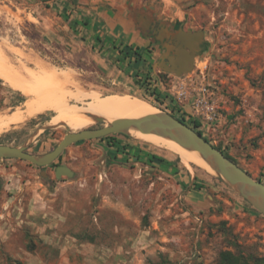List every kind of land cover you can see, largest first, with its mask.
Returning a JSON list of instances; mask_svg holds the SVG:
<instances>
[{
  "label": "rangeland",
  "instance_id": "374dc122",
  "mask_svg": "<svg viewBox=\"0 0 264 264\" xmlns=\"http://www.w3.org/2000/svg\"><path fill=\"white\" fill-rule=\"evenodd\" d=\"M122 1L147 8L154 31L170 24L172 32L200 33L191 70L159 68L167 50L154 51L153 41L122 69L102 47L106 28L96 19L118 11L112 0H0V41L49 64L65 93L62 106L40 114L41 100L0 79V116H28L2 127L0 144L44 155L67 129L114 121L74 130L51 119L84 118L97 101L128 94L192 129L199 122L194 131L264 183V0ZM118 38L113 49L123 52ZM203 97L210 117L194 107ZM69 106L80 111L55 114ZM58 165L72 177L57 179ZM65 247L72 264H217L223 252L253 264L264 259V215L180 150L122 133L72 144L45 167L0 159V264H27V252L53 262Z\"/></svg>",
  "mask_w": 264,
  "mask_h": 264
},
{
  "label": "water",
  "instance_id": "95a60500",
  "mask_svg": "<svg viewBox=\"0 0 264 264\" xmlns=\"http://www.w3.org/2000/svg\"><path fill=\"white\" fill-rule=\"evenodd\" d=\"M200 39L201 34L198 32L192 33L182 30L172 32L170 43L163 45L167 52L162 55V60L157 66L176 76L187 74L193 66L195 52ZM182 50L191 58V61L186 64V70L178 69L175 63L177 56ZM170 52L173 53V56H169ZM94 120L98 123L104 122L100 117H95ZM126 129L153 133L174 141L187 150L197 152L211 163L212 168L217 173L216 176L264 215V183L252 178L237 163L226 157L222 151L214 147L191 127L165 112H158L134 120L117 119L102 127L84 129L78 132L67 129L57 146L44 155L30 154L26 151L25 146L15 147L0 144V159H19L38 167H45L55 162L63 151L72 144L80 141L99 139L116 133L129 136L124 132ZM59 170L63 173H59ZM54 174L57 179H60L62 175L67 177H72L73 175L72 171L65 165L56 167Z\"/></svg>",
  "mask_w": 264,
  "mask_h": 264
},
{
  "label": "bare ground",
  "instance_id": "6f19581e",
  "mask_svg": "<svg viewBox=\"0 0 264 264\" xmlns=\"http://www.w3.org/2000/svg\"><path fill=\"white\" fill-rule=\"evenodd\" d=\"M190 61L191 58L182 50L177 56L175 63L178 69L186 70V64ZM29 64H31L33 68H30ZM0 79L13 89L25 95L34 94L38 100H41L42 103L37 107L36 113H46L50 108L55 106L60 107L63 104L65 93L62 92L60 88L54 87V82L57 78H55L52 67L46 64L45 61L43 62L37 57L26 54L23 50L6 41H0ZM42 81H45L46 85L42 83ZM67 108H71L75 112L80 111V109H77L75 106H69L57 111L55 114L61 115L60 113ZM156 113H158L156 108L142 99L128 94L112 95L97 101L91 112L84 118L64 119L63 117H56L51 119L48 124L52 126L54 125L52 124L53 122H61L65 124L66 127L69 125L72 129L76 130L77 128L93 122L95 117L113 120H134ZM27 117V115L21 113H16L11 120L0 116V129L2 127H16L22 124ZM111 122L112 121L108 120L105 121V124ZM124 132L132 138L157 145L166 150L178 149L186 159L195 160L207 171L217 175L208 160L204 159L195 151L181 147L174 141L153 133L138 132L134 129H126ZM59 173L63 172L59 170Z\"/></svg>",
  "mask_w": 264,
  "mask_h": 264
},
{
  "label": "crops",
  "instance_id": "0c3cea01",
  "mask_svg": "<svg viewBox=\"0 0 264 264\" xmlns=\"http://www.w3.org/2000/svg\"><path fill=\"white\" fill-rule=\"evenodd\" d=\"M115 2V3H114ZM113 8L118 9L117 12L106 11L104 13H97L98 16L96 19L103 22L102 28L105 30L100 31V35L105 38L102 41V47L107 52H110V55L117 57V61L121 64L122 69H129L132 65L138 64L140 60H136V52L144 50V48L150 44V42H156L158 47H163L166 42L171 38L172 27L170 24H163L162 27L153 30L155 18L150 16V13L147 11V8L139 7L134 9L133 6L128 7V3L122 0H112ZM153 31V34L150 33ZM115 37H120V42H123L124 50L123 52L113 49L114 42H116ZM110 47H112L110 49ZM133 48L134 52L131 51ZM128 56L125 58V56ZM134 55V57H132ZM121 59V60H120ZM108 59H104V68L108 69ZM132 61V63H131ZM109 62V61H108ZM124 66V68H123ZM134 70L128 71V74H132ZM119 73L123 74L122 70ZM135 75V72H134ZM68 247H65L60 253L58 259L51 261H44L31 252H27L29 257L25 258L27 264H72L70 258L66 254ZM77 251V249H76ZM79 253L83 251L78 250Z\"/></svg>",
  "mask_w": 264,
  "mask_h": 264
},
{
  "label": "trees",
  "instance_id": "16d2710c",
  "mask_svg": "<svg viewBox=\"0 0 264 264\" xmlns=\"http://www.w3.org/2000/svg\"><path fill=\"white\" fill-rule=\"evenodd\" d=\"M100 38L97 37V40H99ZM137 55H139V53L136 52ZM128 57L127 55L125 56V58ZM172 116L178 120H180L181 122L185 123L187 126L190 127V124H188L185 119L183 117H176L175 115L172 114ZM194 128L193 129H197L199 127V122L194 121L193 122ZM198 134L202 135V132L200 130L196 131ZM217 149H219L221 151L220 147H216ZM223 154L228 157L229 159H231L232 161H234L231 157H229L227 154H225L223 152ZM235 162V161H234ZM202 186H197V189H201ZM217 264H247L246 260H244L243 258H241L240 256H235L230 252H223L220 254V259L219 262ZM253 264H264V259H254Z\"/></svg>",
  "mask_w": 264,
  "mask_h": 264
},
{
  "label": "built area",
  "instance_id": "2783aa9c",
  "mask_svg": "<svg viewBox=\"0 0 264 264\" xmlns=\"http://www.w3.org/2000/svg\"><path fill=\"white\" fill-rule=\"evenodd\" d=\"M200 91H201V94L205 96V92H207V89L204 87V88H201ZM194 107H195V109L197 111H199V108L205 107L206 110H207V112L205 114H206V116L210 117L209 114L211 113L210 112L211 110H210V107L208 106L207 99H204V97L199 99V100H197V101H195L194 102Z\"/></svg>",
  "mask_w": 264,
  "mask_h": 264
},
{
  "label": "flooded vegetation",
  "instance_id": "af4514ba",
  "mask_svg": "<svg viewBox=\"0 0 264 264\" xmlns=\"http://www.w3.org/2000/svg\"><path fill=\"white\" fill-rule=\"evenodd\" d=\"M156 50H158V46L156 45L155 46V49H154V51H156ZM169 56H173V53L172 52H170L169 53ZM59 166V165H58ZM58 166H56V167H58ZM56 167H55V169H56ZM55 169H54V172H55Z\"/></svg>",
  "mask_w": 264,
  "mask_h": 264
}]
</instances>
